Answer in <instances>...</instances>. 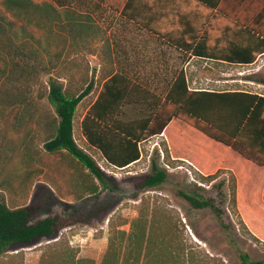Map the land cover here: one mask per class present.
I'll return each mask as SVG.
<instances>
[{
	"label": "rangeland",
	"instance_id": "obj_1",
	"mask_svg": "<svg viewBox=\"0 0 264 264\" xmlns=\"http://www.w3.org/2000/svg\"><path fill=\"white\" fill-rule=\"evenodd\" d=\"M1 2L0 15L10 22L18 46L11 50L19 53L15 60L22 69L28 68L35 63L28 56L32 53L38 65L27 79L7 83L16 86L18 100L3 93L6 99L0 101V203L9 209L35 208V219L58 213L64 217V227L53 237L31 246H10L0 264H39L47 246L54 242L66 244L78 257L98 263L109 236L118 231L124 234L122 249L128 256L140 223L146 234L150 231L156 237L150 246L152 254L156 250V256L150 259L152 264H244L241 256L264 264V242L249 233L240 217L236 181L230 172L218 170L203 179L188 163L170 158L161 136L141 142L139 160L124 169L108 166L100 153L85 142L80 122L119 67L117 57H112L110 51L105 24L94 25L84 19L74 22L72 32L65 25H55L49 32L6 13ZM130 35L142 74L133 75L134 80L140 85L148 83L150 86L142 87L153 94L162 93L153 88L165 84L162 77L168 81L171 76L154 73L165 70V66L174 71L182 62L174 53L156 48L145 35ZM49 57L53 58L52 66L48 64ZM185 67L190 89L228 90L229 80L237 77L223 65L207 63L203 67L199 61L191 60ZM49 77L74 95L85 94L89 88L76 108L73 137L78 148L105 175L104 184L66 153L44 151L46 134L37 122L53 115L44 96ZM140 109L143 110L139 106L124 108L125 119L140 117ZM152 161L166 172V180L157 188L144 190L140 184L149 174ZM183 195L209 200L214 209H195Z\"/></svg>",
	"mask_w": 264,
	"mask_h": 264
},
{
	"label": "trees",
	"instance_id": "obj_2",
	"mask_svg": "<svg viewBox=\"0 0 264 264\" xmlns=\"http://www.w3.org/2000/svg\"><path fill=\"white\" fill-rule=\"evenodd\" d=\"M134 0H2L4 11L35 27L52 32L55 25L68 26L74 31L76 21L100 18L105 12L118 13L141 29L163 39L170 46L187 48L191 55L200 51L203 44L194 45L173 41L166 33L165 25L155 26L134 15ZM64 26V27H65ZM64 27H60L63 29ZM243 34L251 38L248 45L230 58L229 50L220 47L217 59L240 64L252 63L264 52V33L258 27L246 26ZM10 22L0 15V101L12 96L18 100L15 85H7L27 79L38 62L22 69L12 53L15 38ZM228 34L226 36L228 40ZM171 39V40H170ZM253 40V41H252ZM61 41V40H60ZM252 42V43H251ZM117 49V43L114 44ZM119 68L104 83L102 91L89 107L80 122L82 137L88 146L98 151L104 162L116 169H124L140 158L139 144L149 137L161 136L171 159L186 162L203 178L212 177L218 170L230 172L236 181V205L240 217L257 240L264 242V96L245 90H190L184 72L175 74L166 90L153 94L125 73L119 53L115 51ZM58 58V56H54ZM53 58H48L49 66ZM46 65V69H49ZM136 79V78H135ZM85 94L74 95L64 89L60 82L49 77L44 96L53 109L52 118L38 121L46 137L43 149L48 154L66 153L99 183H105V175L96 162L78 148L73 137V121L76 108ZM6 94V97L3 96ZM139 106L140 117L125 119L124 108ZM166 172L154 161L150 172L140 187L144 190L157 188L166 180ZM195 209H214L209 200H199L183 195ZM89 199V198H88ZM35 208L9 209L0 203V258L14 244L31 246L35 241L53 237L64 227V217L58 213L34 218ZM76 211V210H75ZM133 236V248L128 256L123 252L122 232L109 236L107 247L98 263L77 256L66 244L54 242L47 246L39 264H152V243L155 235L145 233L142 223ZM144 248V249H143ZM52 258H55L53 261ZM146 262L140 263L141 260ZM244 264H262L241 256ZM156 264V263H155Z\"/></svg>",
	"mask_w": 264,
	"mask_h": 264
},
{
	"label": "crops",
	"instance_id": "obj_3",
	"mask_svg": "<svg viewBox=\"0 0 264 264\" xmlns=\"http://www.w3.org/2000/svg\"><path fill=\"white\" fill-rule=\"evenodd\" d=\"M131 8L134 15L141 16L140 18L147 23L155 26L166 23L163 28L166 29L168 35L172 36L173 41L184 44L192 42L195 38L194 45L202 43L203 47L200 51L205 55L193 56L187 48L168 45L163 39H158L157 36L134 25L132 21H127L120 15V11L118 13L105 12L100 21L108 28L107 40L112 57H115V51L119 53L120 59L124 60L120 68H123L125 73L135 76L142 75L136 65L138 57L131 47L130 34L145 35L151 42H154L156 48L174 53L182 62V65L174 68V71L167 69L166 66L165 70H157L154 76L169 74L171 77L168 81L162 77L165 79V84L161 83V87L153 88V90H166L175 74L180 71L184 72L188 83L185 66L189 61L197 60L203 64V67L210 63L214 66L223 65L229 68L231 75L236 72L237 77L229 80L231 84L228 90H245L258 96H264V52L257 55L249 64L233 63V60L226 62L217 59L220 57L216 56L220 52V47H223L229 50L230 58L237 59L234 53L248 45V41L251 40L243 34L246 26L258 27L264 33V0H134ZM87 21L94 25L100 23L94 17ZM115 43H117V49ZM160 56L162 59L165 58L163 52ZM145 84L141 82V85ZM262 196L264 199V186Z\"/></svg>",
	"mask_w": 264,
	"mask_h": 264
}]
</instances>
